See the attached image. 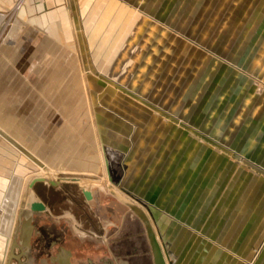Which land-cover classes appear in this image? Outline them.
<instances>
[{
	"label": "rangeland",
	"instance_id": "374dc122",
	"mask_svg": "<svg viewBox=\"0 0 264 264\" xmlns=\"http://www.w3.org/2000/svg\"><path fill=\"white\" fill-rule=\"evenodd\" d=\"M156 1L0 0V177L9 166L19 177L10 213L22 199L30 208L32 195L49 210L34 214V264L51 255L55 237L72 263L110 251L145 264L133 256L135 248L149 255L142 228L108 185L145 209L171 264L173 238L190 220H246L248 229L262 223L264 233V49L254 39L264 34V17L234 12L223 27L229 48L221 49L190 31L211 26L179 30ZM62 147L98 155V171L50 166L47 157ZM138 171L145 182L130 180ZM59 173L105 175L106 184L87 188V200L76 183L49 186L71 181ZM159 177V188L181 199L150 201ZM13 220L9 235L0 227L7 242ZM89 229L94 240L80 237ZM101 235L112 244L98 249ZM259 251L246 264H264V246Z\"/></svg>",
	"mask_w": 264,
	"mask_h": 264
},
{
	"label": "crops",
	"instance_id": "0c3cea01",
	"mask_svg": "<svg viewBox=\"0 0 264 264\" xmlns=\"http://www.w3.org/2000/svg\"><path fill=\"white\" fill-rule=\"evenodd\" d=\"M156 2H159L160 4V8H157L158 13L164 12V14H160V16L163 15L162 17L173 23L174 27L176 26L179 30H184L187 27L191 28L192 26H211V28L205 30L191 28L190 31H195L197 33L201 32L202 35L207 33L208 36H206L208 38H206V40L209 42L212 40V46H216L217 48L220 47L221 49L229 48V45H225V42L228 40L226 39V35L222 36L225 32L223 27L226 26L227 28V26H229V17L233 15L234 12L236 13L233 16H239L240 19L243 17L245 18L248 14H253L254 18L264 17V0H157ZM237 25L239 26V23H237ZM179 30L175 31L178 32ZM259 33L263 34L264 28H262ZM220 38L222 43L220 46H217V41ZM174 39L179 40L176 36ZM254 39L259 41L258 47L264 49V34L263 36L260 35ZM180 41L186 42L181 39ZM237 41L244 40L238 39ZM215 64L221 66L222 70H227L228 72L231 69V67L228 66V62L223 60L216 59ZM18 145L23 149L20 144ZM6 153L11 155L7 151ZM79 154L78 151L72 153L70 147H62L57 150L56 154L47 157L46 160H48L50 166L61 165L60 167L69 169H90L92 171H98V162H100L98 155L92 154L88 157H81ZM36 155L37 150H35V156L30 153V156L34 160L39 161V158L36 157ZM9 168L7 170L3 169L4 171H1L3 174L0 177V190L4 192V197L0 203V215L3 212L5 214V216L1 215L2 218L0 216V227H2L3 232L6 234L11 230V220L15 219L16 216V213H10L9 209L14 202L16 203L18 197V184L15 182L19 178L14 175L10 166ZM7 176L9 177L8 181L5 179L3 180V178ZM162 177L164 178L165 176ZM129 178L130 180L136 181L137 179H143V182H145V176L140 171L133 176L131 175ZM6 181L7 184L5 185ZM162 183L163 179L161 181V178L159 177L156 184H154L156 187L149 192L150 194L147 197L150 201L155 202L158 207H162L161 203L163 202H170L171 200L178 201L181 199V197L178 198L176 196L169 197L173 191L161 190L159 187ZM68 184L75 183L69 182ZM86 186L91 187V185ZM86 186L79 185L78 187L81 188V190H86L87 188H84ZM94 186L96 185H92V187ZM163 193H166V197L163 196ZM168 193H170L169 196H167ZM174 206H170V208H175ZM7 210L8 213L5 212ZM179 223H181V221ZM108 224L112 225V222H109ZM182 224L186 225L185 223ZM190 224L191 228H182V225H180L178 234L173 238L174 242L170 248L175 256L174 264H246L250 257L258 255L257 249L260 250L259 256H262L261 251L264 246L262 244L264 237L263 229L261 231L262 223H259L257 225L258 227L255 226L252 229L247 228L248 224H246V220H190ZM80 234H83L80 236L83 239L84 237L89 239H92V236L98 237V233H92L91 229H89L88 233L85 232ZM10 238H8L9 241ZM100 238L106 239L103 235H101ZM4 241V235L0 233V252ZM164 247L169 257L168 250L166 249V246ZM137 254L139 255V259H144L143 255L145 252H139ZM148 256L146 260L147 263L149 262ZM102 257L103 256H100L98 258L101 259ZM111 257L112 259H120L119 255L116 256L113 253ZM219 257L222 258V261H220L221 259L217 260ZM98 258L95 262L99 260ZM130 263L134 264L133 262ZM0 264H4V260H0Z\"/></svg>",
	"mask_w": 264,
	"mask_h": 264
},
{
	"label": "water",
	"instance_id": "95a60500",
	"mask_svg": "<svg viewBox=\"0 0 264 264\" xmlns=\"http://www.w3.org/2000/svg\"><path fill=\"white\" fill-rule=\"evenodd\" d=\"M108 179L111 180L109 176ZM38 181H42V178L33 179L31 185ZM60 183L61 180H49L48 184L51 187H56ZM107 189L111 195H113L118 201H120L127 207L128 212H130L133 216L137 218L138 223L142 228V234L146 239V245L148 248L151 264H171L167 251L165 250V247L160 243L155 232L153 223L145 209L136 201H133L132 199L128 198L126 195L122 194L112 186L108 185ZM82 193L87 200H90L92 198L91 191L82 189ZM24 207L25 200L22 199L17 213L18 223L15 229L14 236L10 243L6 264H24L25 262L21 260L22 258H28V260L32 259L30 248L31 237L34 230V214H36L38 210H43L45 208V205L40 200L33 202L29 210H25ZM130 242L132 245L137 244L135 239H132ZM17 249L18 252H16ZM134 251H131L136 253L133 256H135V258H139V255L137 254V248H135ZM128 252L129 250L127 251V253ZM119 258V262L116 264H131L128 258H124L122 256H119ZM13 261H15V263H13ZM108 264L115 263L109 262Z\"/></svg>",
	"mask_w": 264,
	"mask_h": 264
},
{
	"label": "flooded vegetation",
	"instance_id": "af4514ba",
	"mask_svg": "<svg viewBox=\"0 0 264 264\" xmlns=\"http://www.w3.org/2000/svg\"><path fill=\"white\" fill-rule=\"evenodd\" d=\"M63 185H66L65 183H61L59 185H57L55 188L57 187H61ZM68 185V184H67ZM78 185V184H77ZM50 186V185H49ZM79 186V185H78ZM96 186H101V185H96ZM90 186H86L84 188H89ZM92 187V185H91ZM84 196V195H83ZM31 197L35 198L37 201V197L34 195H32ZM51 198L55 201L59 200L61 198V194L59 192H54L53 194H51ZM85 198V197H84ZM86 199V198H85ZM45 205V204H44ZM18 211V210H17ZM49 212L47 206L45 205V208L44 210H38L36 212V214H40V213H47ZM34 225V224H33ZM34 233L35 235H37L38 233L36 232V227L34 225V230H33V234H32V237L34 236ZM32 237H31V240H32ZM90 240V239H89ZM88 240V241H89ZM94 240V239H92ZM96 240V239H95ZM63 240L60 239V238H52L50 240V242L48 243V248H50V250H52L51 252V255H49L48 257H44L42 260H41V264H108L109 262H113V259L111 257L112 253L109 251H106L105 252V255H103V257L100 259L98 258L99 260L97 262H95V259H91V258H87L85 261H81V260H78V261H75L74 263H72V257H71V252L68 251V250H65L63 247L65 245V243L62 242ZM10 242H11V238H10V241L7 245V251L5 253V260H4V264H6L7 262V257H8V250H9V245H10ZM32 242V241H31ZM98 242H100V244H96V248L100 249L103 247V245L105 246H109L110 244H112V242H109L108 239H99ZM110 243V244H109ZM55 247V248H54ZM132 248V246H130ZM141 249L143 248V246L140 247ZM114 252V251H113ZM140 253H143L142 251ZM111 254V255H109ZM145 255V254H144ZM144 259L142 260L143 263H147V257L144 256ZM35 260L34 258L32 257V259H29L27 262H25L24 264H34Z\"/></svg>",
	"mask_w": 264,
	"mask_h": 264
},
{
	"label": "bare ground",
	"instance_id": "6f19581e",
	"mask_svg": "<svg viewBox=\"0 0 264 264\" xmlns=\"http://www.w3.org/2000/svg\"><path fill=\"white\" fill-rule=\"evenodd\" d=\"M3 18H4V15L2 14V15H0V23H1V21L3 20ZM27 49V48H26ZM57 175V177L58 178H61V179H69V180H71V181H61V183H63V182H71V183H76V184H78V185H80V186H86V185H101V183H104V184H106V179L104 178V176L105 175H102L103 176V178L102 179H100L99 177H97V176H88V175H85V174H81V175H75V174H69V173H59V174H56ZM38 177H42L41 175H39ZM54 181H57V180H54ZM80 183V184H79ZM30 184L31 183H29V184H27L28 186H30ZM82 184V185H81ZM59 185V184H58ZM24 195L26 196V192L24 193ZM27 207H29V204H27L26 202H25V207H24V209L25 210H29L30 208H27ZM19 209V208H18ZM17 213H18V211H17ZM17 213H16V216H17ZM8 243H9V240H8V242L7 241H4L3 242V247H2V250H1V252H0V255H1V261H3L4 260V256H5V253H6V251H7V245H8ZM11 243V242H10ZM6 245V246H5ZM5 246V247H4ZM9 247H10V245H9ZM6 248V249H5ZM8 252H9V250H8ZM3 254H4V256H3ZM114 259V258H113ZM119 262V259H114L113 260V263H118Z\"/></svg>",
	"mask_w": 264,
	"mask_h": 264
}]
</instances>
